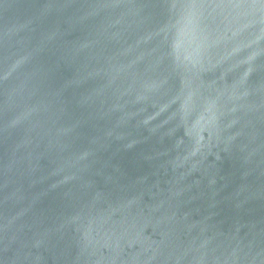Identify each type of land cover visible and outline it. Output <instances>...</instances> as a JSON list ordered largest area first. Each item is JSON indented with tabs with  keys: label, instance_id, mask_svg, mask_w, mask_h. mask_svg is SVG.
Masks as SVG:
<instances>
[{
	"label": "water",
	"instance_id": "95a60500",
	"mask_svg": "<svg viewBox=\"0 0 264 264\" xmlns=\"http://www.w3.org/2000/svg\"><path fill=\"white\" fill-rule=\"evenodd\" d=\"M0 264H264V0H0Z\"/></svg>",
	"mask_w": 264,
	"mask_h": 264
}]
</instances>
